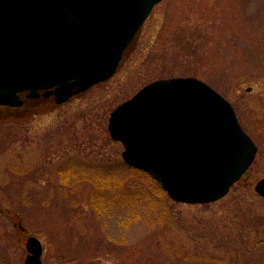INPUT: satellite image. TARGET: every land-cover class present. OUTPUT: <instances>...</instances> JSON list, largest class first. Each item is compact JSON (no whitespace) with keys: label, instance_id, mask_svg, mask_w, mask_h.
Returning <instances> with one entry per match:
<instances>
[{"label":"rangeland","instance_id":"374dc122","mask_svg":"<svg viewBox=\"0 0 264 264\" xmlns=\"http://www.w3.org/2000/svg\"><path fill=\"white\" fill-rule=\"evenodd\" d=\"M187 75L231 102L257 146L210 203L172 200L124 162L107 128L146 83ZM27 107L0 115V264H24L31 235L43 264H264L254 191L264 176V0H161L111 77L47 110Z\"/></svg>","mask_w":264,"mask_h":264},{"label":"water","instance_id":"95a60500","mask_svg":"<svg viewBox=\"0 0 264 264\" xmlns=\"http://www.w3.org/2000/svg\"><path fill=\"white\" fill-rule=\"evenodd\" d=\"M159 1L0 0V104L19 105L18 92L40 89L63 103L108 79ZM107 128L123 160L178 202L222 198L257 151L230 102L193 76L145 84L112 110ZM254 190L264 197V176ZM25 247L24 264H43L37 237Z\"/></svg>","mask_w":264,"mask_h":264},{"label":"flooded vegetation","instance_id":"af4514ba","mask_svg":"<svg viewBox=\"0 0 264 264\" xmlns=\"http://www.w3.org/2000/svg\"><path fill=\"white\" fill-rule=\"evenodd\" d=\"M19 97L22 101L19 106L0 105V115L14 116L25 104H28V111H43L57 105L54 93L49 90H40L36 96H31L29 91H22L19 92Z\"/></svg>","mask_w":264,"mask_h":264},{"label":"trees","instance_id":"16d2710c","mask_svg":"<svg viewBox=\"0 0 264 264\" xmlns=\"http://www.w3.org/2000/svg\"><path fill=\"white\" fill-rule=\"evenodd\" d=\"M59 174L62 176V179H65L68 176V173L65 175V173H60ZM103 177V176H102ZM102 177H100L101 179H103ZM106 179V178H105Z\"/></svg>","mask_w":264,"mask_h":264}]
</instances>
